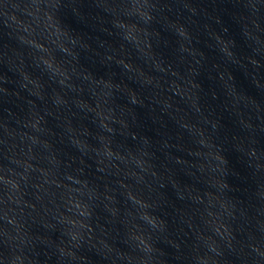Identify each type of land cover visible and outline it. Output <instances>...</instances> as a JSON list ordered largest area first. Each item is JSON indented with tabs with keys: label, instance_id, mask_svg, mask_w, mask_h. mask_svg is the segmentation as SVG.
Here are the masks:
<instances>
[{
	"label": "water",
	"instance_id": "95a60500",
	"mask_svg": "<svg viewBox=\"0 0 264 264\" xmlns=\"http://www.w3.org/2000/svg\"><path fill=\"white\" fill-rule=\"evenodd\" d=\"M0 264H264V0H0Z\"/></svg>",
	"mask_w": 264,
	"mask_h": 264
}]
</instances>
